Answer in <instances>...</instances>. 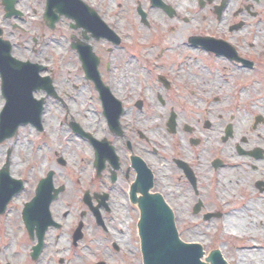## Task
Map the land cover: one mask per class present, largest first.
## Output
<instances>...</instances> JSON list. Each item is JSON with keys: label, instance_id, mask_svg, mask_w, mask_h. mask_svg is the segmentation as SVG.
I'll use <instances>...</instances> for the list:
<instances>
[{"label": "flooded vegetation", "instance_id": "obj_1", "mask_svg": "<svg viewBox=\"0 0 264 264\" xmlns=\"http://www.w3.org/2000/svg\"><path fill=\"white\" fill-rule=\"evenodd\" d=\"M19 1V15L0 8V39L30 66L26 149L43 162L0 214V264H134L156 195L180 235L221 220L239 264H264V58L252 52L264 0H81L103 31L71 21L68 38L47 0L34 17ZM37 196L48 208L26 224Z\"/></svg>", "mask_w": 264, "mask_h": 264}, {"label": "water", "instance_id": "obj_2", "mask_svg": "<svg viewBox=\"0 0 264 264\" xmlns=\"http://www.w3.org/2000/svg\"><path fill=\"white\" fill-rule=\"evenodd\" d=\"M46 12L53 17L49 25L53 26L59 16L67 17L89 29L95 21V13L79 0H47ZM8 16L17 12L14 10L15 0H2ZM19 14V13H17ZM55 15V17H54ZM102 25V24H101ZM99 27L103 31L104 26ZM30 66L9 56L6 42L0 41V78L2 79L3 97L6 104L0 114V141L13 137L19 126L29 122L36 123V109L31 98L32 88L29 84ZM22 188L20 181L14 180L8 173V163L0 170V213L10 199ZM41 188V187H40ZM39 188V189H40ZM147 204L141 210L137 232L139 235L142 264H228L220 252H211L202 261L204 251L195 242L186 243L179 240L175 230L172 212L167 208L160 196H148ZM48 200L37 196L30 205H25L22 215L26 224L29 222L30 208L37 212L48 208ZM32 211V210H31Z\"/></svg>", "mask_w": 264, "mask_h": 264}, {"label": "rangeland", "instance_id": "obj_3", "mask_svg": "<svg viewBox=\"0 0 264 264\" xmlns=\"http://www.w3.org/2000/svg\"><path fill=\"white\" fill-rule=\"evenodd\" d=\"M40 3L39 0H20L17 9L19 11L26 12L27 16L34 17L40 15V9L38 8V4ZM2 6L0 5V8ZM29 8V10H28ZM30 9H35V15L33 12L30 11ZM257 13L259 14L258 18V26H256L255 29V34H257V38H259V41H254L253 42V48L252 52L262 56L264 58V3L262 5H258L257 7ZM1 14V11H0ZM64 25H61L60 27L58 26V30L61 32H65L66 37L68 38L70 34H74V32L69 28V25L71 21L69 20H64ZM37 30V29H36ZM55 34V33H54ZM20 41V40H19ZM21 55H23V58L29 57V52L26 50H19ZM19 58L23 59L19 55ZM264 68V67H263ZM264 84V82H263ZM1 101H0V106H1ZM29 140L32 141L33 143L36 142L35 140V135H33V131L30 129V127H19L18 128V133L16 134L15 138L12 139V151H11V168L12 170L10 171L11 175L16 178V179H22L24 180L26 177V174L28 173V170H31L32 177L31 180H38L40 176L42 175L41 171L37 170V167L41 166V162H43V157L42 155L38 154L35 149L31 151H28L26 148L29 146ZM8 145L4 144L3 145V152L4 156L0 155V168L1 165L4 162L5 158V151L8 150ZM2 146H0L1 148ZM45 170V168H43ZM26 198V194L23 192L21 193V196L18 198H14L12 202H10V207L8 210H10V215L15 213V210L17 208H20V203L21 201H24ZM17 199V200H16ZM176 228V226H175ZM198 232L197 235L193 234L192 236L186 233H182L180 235V240L185 241V242H196L199 243L200 246L202 247L203 250H205L207 253L215 250H219L222 258L227 261V263L231 262V264H239V252L235 251L233 249V246L230 245L226 248V237L228 235H225V232L222 228V221L221 220H214L212 223H210L209 227L204 229H199L197 228ZM178 232V230H177ZM181 232V231H180ZM179 233V232H178ZM138 247V244L136 243L135 248ZM137 254V253H136ZM233 256L232 259L234 261L232 262L231 260H227V257ZM121 262H117L115 264H120ZM134 264H141V258L137 256V259L135 260Z\"/></svg>", "mask_w": 264, "mask_h": 264}, {"label": "bare ground", "instance_id": "obj_4", "mask_svg": "<svg viewBox=\"0 0 264 264\" xmlns=\"http://www.w3.org/2000/svg\"><path fill=\"white\" fill-rule=\"evenodd\" d=\"M3 146L0 148V155H2L3 156V154H4V152H3Z\"/></svg>", "mask_w": 264, "mask_h": 264}]
</instances>
